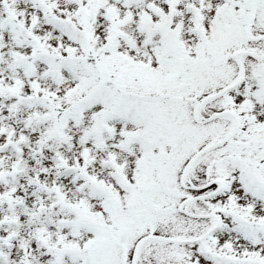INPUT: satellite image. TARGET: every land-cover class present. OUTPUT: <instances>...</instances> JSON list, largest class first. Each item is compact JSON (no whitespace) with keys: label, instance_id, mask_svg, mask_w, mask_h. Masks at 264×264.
Returning <instances> with one entry per match:
<instances>
[{"label":"snow or ice","instance_id":"1","mask_svg":"<svg viewBox=\"0 0 264 264\" xmlns=\"http://www.w3.org/2000/svg\"><path fill=\"white\" fill-rule=\"evenodd\" d=\"M0 264H264V0H0Z\"/></svg>","mask_w":264,"mask_h":264}]
</instances>
